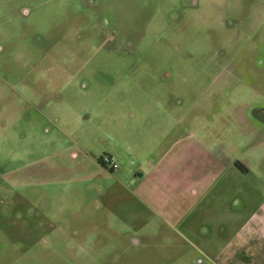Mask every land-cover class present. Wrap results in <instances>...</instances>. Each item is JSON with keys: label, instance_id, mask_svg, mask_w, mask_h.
I'll return each mask as SVG.
<instances>
[{"label": "rangeland", "instance_id": "374dc122", "mask_svg": "<svg viewBox=\"0 0 264 264\" xmlns=\"http://www.w3.org/2000/svg\"><path fill=\"white\" fill-rule=\"evenodd\" d=\"M190 134L234 163L185 236L137 187ZM261 180L264 0H0V264H264Z\"/></svg>", "mask_w": 264, "mask_h": 264}, {"label": "crops", "instance_id": "0c3cea01", "mask_svg": "<svg viewBox=\"0 0 264 264\" xmlns=\"http://www.w3.org/2000/svg\"><path fill=\"white\" fill-rule=\"evenodd\" d=\"M167 136L168 130L158 133L154 140L156 146H160V143L164 142ZM191 136L192 134L177 138L172 146L167 148V145L160 152L156 157L157 159H152L147 164V172L144 179L140 181L141 185L137 187V190L142 193L141 202H144L153 218L163 221L169 227L173 224L179 225L185 236L192 235L191 226L193 222L204 215L205 209L211 207L212 203L210 202L215 195L214 190L217 192V184L220 180L224 181L227 178L229 169L234 163V159L227 160L226 156L200 155L197 153L195 142H192L191 144L194 146L192 145L193 148L191 147L190 150L189 164L183 165L185 152L183 153L181 149L183 146H179L183 145L185 140L190 141ZM177 147L178 150L172 153ZM240 173L245 175L249 173V170L244 168ZM260 184L264 187L263 180ZM225 192L226 189L220 191L221 194ZM259 206L261 211L253 217L257 223L261 220L259 224L262 229L261 232H263L264 196ZM222 211L229 216L232 214L227 203L222 207ZM200 225L204 226L203 222ZM208 233L207 225L200 234L204 236ZM242 233L244 234V231L239 230L235 235L240 236ZM217 257H221V254L219 253Z\"/></svg>", "mask_w": 264, "mask_h": 264}, {"label": "built area", "instance_id": "2783aa9c", "mask_svg": "<svg viewBox=\"0 0 264 264\" xmlns=\"http://www.w3.org/2000/svg\"><path fill=\"white\" fill-rule=\"evenodd\" d=\"M100 163L107 167L110 171H116L118 169V165L114 162V160L110 157H104L100 160Z\"/></svg>", "mask_w": 264, "mask_h": 264}, {"label": "trees", "instance_id": "16d2710c", "mask_svg": "<svg viewBox=\"0 0 264 264\" xmlns=\"http://www.w3.org/2000/svg\"><path fill=\"white\" fill-rule=\"evenodd\" d=\"M100 163V161H98ZM101 164V163H100ZM102 165V164H101Z\"/></svg>", "mask_w": 264, "mask_h": 264}]
</instances>
